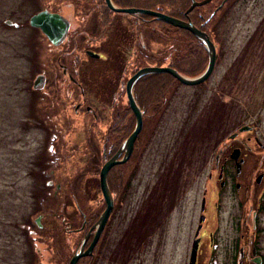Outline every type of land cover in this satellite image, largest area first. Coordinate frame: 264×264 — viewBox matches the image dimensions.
<instances>
[{"label": "rangeland", "instance_id": "1", "mask_svg": "<svg viewBox=\"0 0 264 264\" xmlns=\"http://www.w3.org/2000/svg\"><path fill=\"white\" fill-rule=\"evenodd\" d=\"M232 6L220 19L219 33L211 30L214 21L208 27L220 54L217 72L198 86L175 82L160 110L144 114L135 143L140 156L132 154L110 174L115 201L100 264H188L203 193L214 186L215 155L229 153L237 139L248 136L264 142V26L257 25L264 0ZM55 8L68 27L64 40L52 45L29 18ZM114 18L103 25L97 7L84 0H0V264H67L105 206L98 175L103 139L109 130L115 147L120 142L115 130L131 122L128 77L135 68L169 64L192 52L180 32L152 23L141 28V43L136 37L125 45L120 40L125 23ZM249 33L256 36L245 47ZM85 46L99 58L85 55ZM242 52L249 55L250 83L231 86L230 93L216 89L222 71ZM244 125L255 129L239 132ZM234 132L236 139L229 141ZM250 142L260 150L253 137ZM209 174L213 180H207ZM229 209L209 211L205 227L215 242L211 246L205 234L199 264H224V243L252 230V217H239L235 234ZM161 215L168 220L160 247L154 236L138 249L140 217ZM249 246L244 241L248 264H255Z\"/></svg>", "mask_w": 264, "mask_h": 264}, {"label": "flooded vegetation", "instance_id": "2", "mask_svg": "<svg viewBox=\"0 0 264 264\" xmlns=\"http://www.w3.org/2000/svg\"><path fill=\"white\" fill-rule=\"evenodd\" d=\"M195 1L200 2L202 0ZM241 1L242 0H210L204 5L195 6L191 10L186 11L192 3V0H189V4L184 12L185 15H183V18L181 19L191 22L194 26L206 32L208 35L210 31V29L208 28L209 24L211 21H214L211 30L219 33V31H221V29L223 28V25L221 26L223 20L220 21V19L224 18L231 4L233 5L232 7H234L237 6V4ZM44 3L46 2L44 1ZM212 6L213 8L211 9ZM213 9L217 10L209 18V15ZM52 12L60 14L56 8ZM97 15L100 18L98 9ZM141 15L142 14L133 15L121 13L119 17L120 23H125V27L120 31V40L123 44L130 45L131 40L129 39H134V44V41L136 42V37H138L140 40L141 37L139 36L142 33L141 28L144 26V24H150L152 23V19H156L152 16L151 18H145ZM106 16L108 19V25L110 23V20H112V15H105V17ZM127 17H130L131 19H128ZM100 20L103 24L102 19ZM215 24L217 26V31L215 30ZM257 25H259V27L264 26V18H262L260 22L257 23ZM255 29L257 28L255 27ZM255 36L256 33L254 35L253 33L248 34L245 47L247 44H249L250 40V43H252V41L254 40L253 38ZM188 38L190 39V42H192L191 37L188 36ZM73 43L75 44L74 39L73 42H71L67 47L73 45ZM189 47L192 46L189 45ZM83 50L86 54L90 49L89 47L85 46ZM247 56L249 55L244 54L243 52L241 54L234 55L231 65L222 71L223 75L219 77L216 89L230 93L234 90L230 88L231 86L235 85L236 88L240 89L239 86H243L244 84L250 83V75L245 74L246 68L249 69L251 67L250 62H248L249 60ZM219 59L220 54L218 53L217 49L214 66L216 67V69L219 65ZM216 69L213 70L212 74H215L217 72ZM64 73L68 74L67 69ZM210 79H208L206 82L210 81ZM254 129L255 127L251 125V129H249L245 133H250L254 131ZM236 136L229 141L235 140ZM251 137H253L255 144L258 145L260 150L252 149V145L254 143L250 142ZM109 139L110 137L108 136L107 141H109ZM242 139H237L239 143H233L234 146L233 148H231L229 153L224 152V154L222 153L220 155H215L214 164L217 171L215 169L216 173L214 179V186L210 191L206 189L203 193V201L201 200V202H204V205L202 207L203 209L201 208V213H199L198 219L200 217H204V219L201 221L200 224L199 222H197L195 232L198 229V234L197 236H193V240L196 238L199 239L196 264H199L200 262L199 255L201 252L203 240L205 239V234H207L208 239L210 240V242H212L211 246H213L215 242L212 231H206L205 227V222H207V217H209V211L211 209H215V211L219 209V211H221L224 205L230 208V211H226V214L227 217H232V219L229 218V220L233 225L232 228L234 229L233 231L235 232V234L238 231L236 221L239 220V217H252L251 231L247 232L246 234H241L238 239L236 236L235 238L233 237L232 239L224 243V264H248L250 258L246 257V253L243 248L244 241L249 242L252 262H254L255 264H264V255L262 254V248L260 245V237L262 234L261 231H259L260 229H257L259 223L258 220L261 219L260 217H264V142H262L260 138L256 135L248 136L245 138L244 141ZM107 143L108 142H106V144ZM109 148L111 150V144L108 146V149ZM234 148L240 149L239 156L236 160L230 157V153ZM140 153L141 152H139L137 156H140ZM134 167H136V164L134 165ZM208 179L213 180L212 174L208 175L207 180ZM216 179L219 181L218 185H216ZM140 218L142 220L139 222L140 234L137 239L136 246L139 249L141 246H144L145 244L153 240V237L155 236V245L159 248L161 243V237L164 234L165 224L168 220L167 215H161V217H148L147 221L145 220V218L147 217ZM110 219L111 217L108 218L100 234V237L92 250V254L88 258L89 262L87 264H100L99 261L101 259L103 245L106 241L105 235L110 225ZM93 231L94 230L91 231V235L93 234Z\"/></svg>", "mask_w": 264, "mask_h": 264}, {"label": "water", "instance_id": "3", "mask_svg": "<svg viewBox=\"0 0 264 264\" xmlns=\"http://www.w3.org/2000/svg\"><path fill=\"white\" fill-rule=\"evenodd\" d=\"M208 1H210V0H202L200 2H193L187 11L191 10L195 5H202ZM105 2H106V5L108 6V8L113 10V11L125 12V13H141V14L151 15V16H154L155 18H157L163 22L169 23L175 27L183 28V29L190 31L206 47V50L208 52V63H207L206 68L204 69V71L195 77H186V76L180 74L177 70H175L171 67H167V66H163V67L147 66V67H142V68L138 69L133 75H131L128 78V80L126 81L125 90H126V95H127L129 106L135 115V127L132 130V132L129 134V136L120 145L118 150L114 153V155L112 157H110L108 160H106L100 169L99 185H100V189H101L102 195L104 197L106 206H105L104 210L102 211V213L100 214L98 220L96 221V223L92 227V228H96V229H95V234L92 238L91 243L89 244L87 249L84 250L85 241L89 237V232H88L86 234V236L84 237V240L81 243L80 247L77 249V251L70 258L69 264H76L77 260L80 257L87 256V255L91 254L92 248H93L94 244L96 243V241L100 235V232L102 231V229L105 225V222H106L107 218L109 217L110 212H111L112 207H113V198H112L110 189H109L108 184H107V179H106L107 172L112 166H114L116 164H122V163L127 161V159L129 158V156L131 155V152L133 150L134 141H135L138 133L142 129V111L140 110V108L136 104L133 93H132V87H133L134 83L138 80V78H140L141 76H143L145 74L168 73L185 85H196V84L203 82L206 78H208V76L211 74V72L213 70L214 62H215L216 51H215V47H214L213 43L207 37L205 32L196 28L191 22H186L184 20H181L179 18L167 15V14L159 12V11H154V10H150V9L135 8V7H116V6H114V4L112 3L111 0H105ZM29 22L32 26L40 28L41 31L49 38V40L53 44H57L60 41V39L62 38V36L66 30V27H67L66 22L62 19V17L59 14L49 13L46 11H41L37 14L32 15L29 19ZM89 54H91L93 56H98V54H94L90 51H89ZM39 80H40V77L37 80H35L34 85H36L37 82H39ZM247 129H248V127L244 126V127L240 128V131L247 130ZM232 136H234V135H231V137ZM120 155H122L121 158H119ZM238 155H239V150L235 149L231 156L236 159L238 157ZM202 219H203V217L200 218V220H202ZM196 251H197V239L193 241L192 250H191V254H190V264H195Z\"/></svg>", "mask_w": 264, "mask_h": 264}, {"label": "trees", "instance_id": "4", "mask_svg": "<svg viewBox=\"0 0 264 264\" xmlns=\"http://www.w3.org/2000/svg\"><path fill=\"white\" fill-rule=\"evenodd\" d=\"M88 3H92L98 9L100 19H102L103 24L107 25V16L112 15L115 17V21L119 19L121 13L112 12L108 9L105 4V0H85ZM117 6L120 7H138L144 9H152L160 12H164L168 15L183 18V15L188 4L189 0H112ZM145 18H151L149 15H141ZM152 24H156L158 29H166L170 27L168 24H165L162 21H158L156 19H152ZM178 32H180L184 37L189 36L192 39V42L187 41L189 45L192 46V52L189 56L182 57L169 63L171 67L177 69L180 73L187 76H195L199 74L206 65L207 53L203 48L202 44L199 42L197 38H195L191 33L184 29L175 28ZM185 37V38H186ZM187 39V38H186ZM180 83L173 76L167 73L163 74H150L140 78L135 86H134V96L137 102V105L143 111V115L146 114L147 110L151 108L158 112L162 107L166 95L168 91L171 89L174 83ZM127 111H129L132 115L131 122L125 125H121L119 129H116L115 132H119L120 142L117 143L114 149L109 153L108 157H110L118 148L119 145L132 131L134 127V115L127 105ZM145 118V115H144ZM112 124H116L113 122ZM109 129V128H108ZM109 130H107V134ZM113 134V133H112ZM139 141V140H138ZM137 145V144H136ZM137 152V151H136ZM117 167V166H115ZM114 167V168H115ZM112 168L108 173V185L112 192L115 191V187L110 182V174L112 173ZM99 215V214H98ZM97 215V217H98Z\"/></svg>", "mask_w": 264, "mask_h": 264}]
</instances>
